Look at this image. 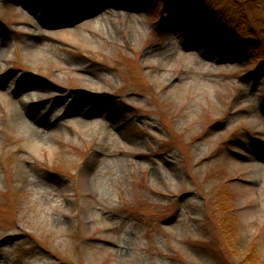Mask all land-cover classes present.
Segmentation results:
<instances>
[{"label":"rangeland","instance_id":"374dc122","mask_svg":"<svg viewBox=\"0 0 264 264\" xmlns=\"http://www.w3.org/2000/svg\"><path fill=\"white\" fill-rule=\"evenodd\" d=\"M164 1L0 0V264H264L263 57Z\"/></svg>","mask_w":264,"mask_h":264},{"label":"trees","instance_id":"16d2710c","mask_svg":"<svg viewBox=\"0 0 264 264\" xmlns=\"http://www.w3.org/2000/svg\"><path fill=\"white\" fill-rule=\"evenodd\" d=\"M163 3L169 12L179 15L184 26L197 31L199 38L216 32L212 40L214 45L224 41L233 49L240 44L247 48L253 46L258 58L262 55L264 61V28L258 31L251 26L246 6L240 5L237 0H165ZM195 23L207 27L201 29Z\"/></svg>","mask_w":264,"mask_h":264},{"label":"bare ground","instance_id":"6f19581e","mask_svg":"<svg viewBox=\"0 0 264 264\" xmlns=\"http://www.w3.org/2000/svg\"><path fill=\"white\" fill-rule=\"evenodd\" d=\"M10 115H11L12 119L15 120V121H17V120L19 121V120L25 119L23 113L21 112L20 107H18L16 104L11 108ZM29 115H30L29 120L26 119V120H23V121L26 122L25 125H26V127H28V130H29V133H30V137L34 140L33 142H31L30 145L36 146V144L41 142L42 136H40L38 134V132L34 131V127L32 125V121H34L35 118L33 117V114L30 113ZM256 167H255V170L256 169L257 170L260 169V168H258V166H256Z\"/></svg>","mask_w":264,"mask_h":264}]
</instances>
